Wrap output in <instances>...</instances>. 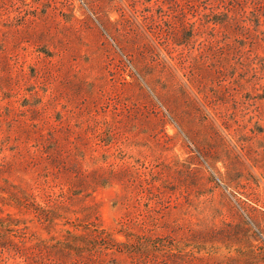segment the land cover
<instances>
[{"label": "rangeland", "instance_id": "374dc122", "mask_svg": "<svg viewBox=\"0 0 264 264\" xmlns=\"http://www.w3.org/2000/svg\"><path fill=\"white\" fill-rule=\"evenodd\" d=\"M0 264H264V0H0Z\"/></svg>", "mask_w": 264, "mask_h": 264}, {"label": "trees", "instance_id": "16d2710c", "mask_svg": "<svg viewBox=\"0 0 264 264\" xmlns=\"http://www.w3.org/2000/svg\"><path fill=\"white\" fill-rule=\"evenodd\" d=\"M217 21V20H216Z\"/></svg>", "mask_w": 264, "mask_h": 264}]
</instances>
